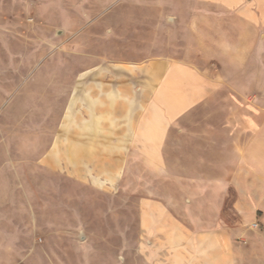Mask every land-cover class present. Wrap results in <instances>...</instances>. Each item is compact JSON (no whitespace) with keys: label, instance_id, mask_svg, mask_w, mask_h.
I'll use <instances>...</instances> for the list:
<instances>
[{"label":"rangeland","instance_id":"1","mask_svg":"<svg viewBox=\"0 0 264 264\" xmlns=\"http://www.w3.org/2000/svg\"><path fill=\"white\" fill-rule=\"evenodd\" d=\"M202 8L197 0H0V264H151L139 249V208L168 197L153 192L168 183L149 171L128 176L121 127L134 87L125 103L110 88L127 79V63L216 60L201 56L195 46L205 45L190 34ZM206 39L217 49L216 34ZM228 39L247 40L235 27ZM110 126L116 141L95 138ZM210 222L199 230L215 231L213 214ZM195 254L189 264H204L206 253Z\"/></svg>","mask_w":264,"mask_h":264},{"label":"crops","instance_id":"2","mask_svg":"<svg viewBox=\"0 0 264 264\" xmlns=\"http://www.w3.org/2000/svg\"><path fill=\"white\" fill-rule=\"evenodd\" d=\"M197 1L203 8L189 33L205 45H194L200 55L216 60L200 65L158 56L127 63V79L110 88L125 103L134 87L121 127L128 176L149 171L168 183L153 191L168 197L140 204L139 249L151 264H189L195 253H206L198 256L204 264H258V253L264 259V0ZM234 27L247 40H229ZM212 34L217 49L207 43ZM114 130L95 138L114 142ZM212 214L216 230H199Z\"/></svg>","mask_w":264,"mask_h":264},{"label":"built area","instance_id":"3","mask_svg":"<svg viewBox=\"0 0 264 264\" xmlns=\"http://www.w3.org/2000/svg\"><path fill=\"white\" fill-rule=\"evenodd\" d=\"M252 227L257 228L258 227V223H253Z\"/></svg>","mask_w":264,"mask_h":264}]
</instances>
